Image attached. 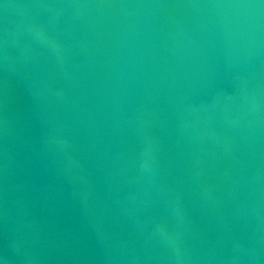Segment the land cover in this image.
Wrapping results in <instances>:
<instances>
[{
	"label": "water",
	"instance_id": "obj_1",
	"mask_svg": "<svg viewBox=\"0 0 264 264\" xmlns=\"http://www.w3.org/2000/svg\"><path fill=\"white\" fill-rule=\"evenodd\" d=\"M0 264H264V0H0Z\"/></svg>",
	"mask_w": 264,
	"mask_h": 264
}]
</instances>
